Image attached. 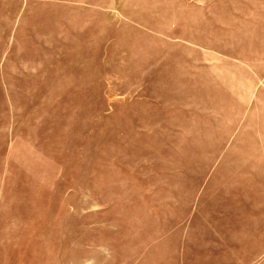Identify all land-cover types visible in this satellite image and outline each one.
Listing matches in <instances>:
<instances>
[{"label":"rangeland","instance_id":"rangeland-1","mask_svg":"<svg viewBox=\"0 0 264 264\" xmlns=\"http://www.w3.org/2000/svg\"><path fill=\"white\" fill-rule=\"evenodd\" d=\"M0 264H264V0H0Z\"/></svg>","mask_w":264,"mask_h":264}]
</instances>
